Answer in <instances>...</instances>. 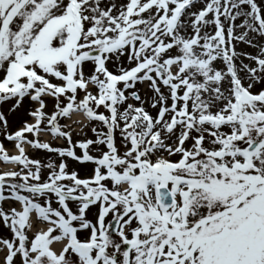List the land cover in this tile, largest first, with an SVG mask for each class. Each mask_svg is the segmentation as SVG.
<instances>
[{"label":"snow or ice","instance_id":"1","mask_svg":"<svg viewBox=\"0 0 264 264\" xmlns=\"http://www.w3.org/2000/svg\"><path fill=\"white\" fill-rule=\"evenodd\" d=\"M0 162V264H264V0H0Z\"/></svg>","mask_w":264,"mask_h":264},{"label":"rangeland","instance_id":"2","mask_svg":"<svg viewBox=\"0 0 264 264\" xmlns=\"http://www.w3.org/2000/svg\"><path fill=\"white\" fill-rule=\"evenodd\" d=\"M31 151H33V150H30V155H39V156H41V157H43L44 156V154L42 153V152H39V153H37V152H35L34 154H31L32 152Z\"/></svg>","mask_w":264,"mask_h":264},{"label":"bare ground","instance_id":"3","mask_svg":"<svg viewBox=\"0 0 264 264\" xmlns=\"http://www.w3.org/2000/svg\"><path fill=\"white\" fill-rule=\"evenodd\" d=\"M76 118H78V117H76ZM7 167H11V166L10 165L6 166V165H1L0 164V169L1 170H5Z\"/></svg>","mask_w":264,"mask_h":264}]
</instances>
